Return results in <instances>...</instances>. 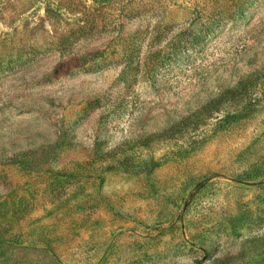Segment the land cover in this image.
<instances>
[{
	"label": "rangeland",
	"instance_id": "obj_1",
	"mask_svg": "<svg viewBox=\"0 0 264 264\" xmlns=\"http://www.w3.org/2000/svg\"><path fill=\"white\" fill-rule=\"evenodd\" d=\"M0 264H264V0H0Z\"/></svg>",
	"mask_w": 264,
	"mask_h": 264
},
{
	"label": "trees",
	"instance_id": "obj_2",
	"mask_svg": "<svg viewBox=\"0 0 264 264\" xmlns=\"http://www.w3.org/2000/svg\"><path fill=\"white\" fill-rule=\"evenodd\" d=\"M231 91L226 92L225 94L221 95L217 100H212L207 104V107H211V109L213 110H217L219 105L223 104L225 102L226 99V94H230ZM233 97V96H232ZM232 99V98H231Z\"/></svg>",
	"mask_w": 264,
	"mask_h": 264
}]
</instances>
